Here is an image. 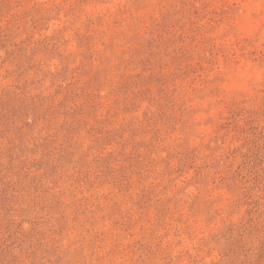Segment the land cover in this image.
<instances>
[{
    "label": "rangeland",
    "instance_id": "374dc122",
    "mask_svg": "<svg viewBox=\"0 0 264 264\" xmlns=\"http://www.w3.org/2000/svg\"><path fill=\"white\" fill-rule=\"evenodd\" d=\"M0 264H264V0H0Z\"/></svg>",
    "mask_w": 264,
    "mask_h": 264
}]
</instances>
